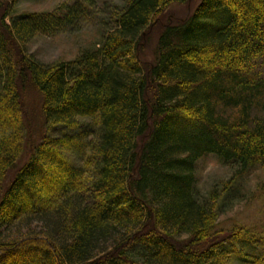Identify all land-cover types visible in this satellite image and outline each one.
Masks as SVG:
<instances>
[{
  "label": "trees",
  "instance_id": "16d2710c",
  "mask_svg": "<svg viewBox=\"0 0 264 264\" xmlns=\"http://www.w3.org/2000/svg\"><path fill=\"white\" fill-rule=\"evenodd\" d=\"M190 1L126 0L107 22L95 0L13 17L17 0H0V264H216L222 251L264 264V248L250 261L240 248L248 230L214 232L236 176L264 166V0H199L164 26L146 66L144 33ZM92 14L100 47L57 64L25 54L34 34ZM33 90L38 127L26 116ZM206 152L237 174L199 199Z\"/></svg>",
  "mask_w": 264,
  "mask_h": 264
},
{
  "label": "rangeland",
  "instance_id": "374dc122",
  "mask_svg": "<svg viewBox=\"0 0 264 264\" xmlns=\"http://www.w3.org/2000/svg\"><path fill=\"white\" fill-rule=\"evenodd\" d=\"M75 0H17L15 5L10 6L9 16H17L20 14H47L59 11L63 5L71 4ZM126 0H95L96 7L94 11L100 17L107 20L110 13V5H122ZM199 0H191L186 6H171L166 9V13H162L147 29L142 39L141 50L139 57L142 63L146 66L151 64L155 58L154 54L157 50V41L159 34L164 26L170 23L177 22V18L183 17L185 13L192 11ZM8 5L7 2H5ZM2 7V6H1ZM4 8V7H2ZM164 11V12H165ZM4 13V12H3ZM1 13V16L3 15ZM0 16V17H1ZM110 18V17H109ZM97 19V20H96ZM100 18L94 17L93 14L89 16L80 27L73 29L69 28L55 35L48 33H37L30 38L25 44V54L32 56L35 60L44 64H57L59 62L73 61L78 57L80 52L86 49H94L101 46L103 27L98 22ZM107 20V22H109ZM46 23V22H45ZM111 25V24H109ZM202 59H207L208 55L200 56ZM209 58V57H208ZM254 74L259 75L257 65H250L249 68ZM33 94L34 101L27 103L28 113L26 111L27 121L32 123L31 127H38L43 124L41 117V109L36 101V93ZM32 99V95H29ZM29 115L31 117H29ZM23 118L24 115H23ZM39 118V119H38ZM39 120V123H38ZM46 126V125H44ZM43 129H46L44 127ZM49 136L55 137L60 129H47ZM74 132V131H73ZM69 131L67 133H73ZM30 154L29 151L23 150L17 164H23ZM236 168L231 164H225L214 154H207L200 158L195 166V189L196 195L199 199H208V193L212 188L217 190H225L236 173ZM10 172V173H9ZM8 172L7 177H10L11 171ZM238 177V178H237ZM232 186L236 187L235 193H230L229 198L222 203L221 213L218 215L215 222L214 232H225L233 230L235 227H241L248 230L250 234L255 237L242 242L240 248L244 249L245 255L250 260L259 256V250L264 248V166H256L250 172L243 176H236ZM67 181V180H66ZM6 184V182H5ZM230 186V185H229ZM231 187V186H230ZM211 201V200H210ZM215 202H210L214 204ZM187 237L182 234L178 239ZM261 237V238H259ZM253 243V245H251ZM235 250L231 251L234 252ZM227 251V255H228ZM236 254V253H235ZM221 258L216 264H246L238 259L240 257L231 256L230 260L226 261L224 251L220 253ZM247 261V262H249Z\"/></svg>",
  "mask_w": 264,
  "mask_h": 264
},
{
  "label": "bare ground",
  "instance_id": "6f19581e",
  "mask_svg": "<svg viewBox=\"0 0 264 264\" xmlns=\"http://www.w3.org/2000/svg\"><path fill=\"white\" fill-rule=\"evenodd\" d=\"M198 3H199V2H198ZM188 4H189V3H188ZM188 4H187V5H188ZM187 5H186V6H187ZM197 5H198V4H197ZM197 5H196V6H197ZM167 9H168V8H167ZM194 9H195V8H194ZM194 9H193V10H194ZM193 10H192V11H193ZM164 11H165V10H164ZM164 11H163V14L167 12V11H165V12H164ZM192 11L190 10V12H188V14L185 13V15H183V17H180V18L178 17V18H177V22H178V21H183V20L187 19V18L190 16V14H191ZM175 22H176V21H175ZM175 22H174V23H175ZM174 23H173V24H174ZM170 24H172V23H170ZM145 33H146V32H145ZM145 33H144V34H145ZM259 76H261V75H259ZM261 77H262V76H261ZM262 78H263V77H262ZM207 154H214V153H212V152H206V153L203 154L202 157H205ZM214 155H215V154H214ZM215 156H216V155H215ZM216 157H217V156H216Z\"/></svg>",
  "mask_w": 264,
  "mask_h": 264
}]
</instances>
